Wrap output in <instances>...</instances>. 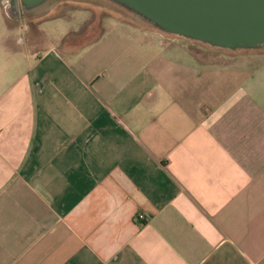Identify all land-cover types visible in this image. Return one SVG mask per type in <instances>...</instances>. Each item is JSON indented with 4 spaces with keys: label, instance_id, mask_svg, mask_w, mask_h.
<instances>
[{
    "label": "crops",
    "instance_id": "crops-1",
    "mask_svg": "<svg viewBox=\"0 0 264 264\" xmlns=\"http://www.w3.org/2000/svg\"><path fill=\"white\" fill-rule=\"evenodd\" d=\"M28 15L0 0V264H264V57Z\"/></svg>",
    "mask_w": 264,
    "mask_h": 264
},
{
    "label": "water",
    "instance_id": "water-1",
    "mask_svg": "<svg viewBox=\"0 0 264 264\" xmlns=\"http://www.w3.org/2000/svg\"><path fill=\"white\" fill-rule=\"evenodd\" d=\"M50 0H19L31 14ZM166 33L226 50L264 48V0H108Z\"/></svg>",
    "mask_w": 264,
    "mask_h": 264
},
{
    "label": "rangeland",
    "instance_id": "rangeland-1",
    "mask_svg": "<svg viewBox=\"0 0 264 264\" xmlns=\"http://www.w3.org/2000/svg\"><path fill=\"white\" fill-rule=\"evenodd\" d=\"M54 5L53 9L50 11H44L42 15H38L37 17L33 18L32 13L28 15V17L33 18L34 20L40 19L42 17H49L47 19H44L43 26H45L48 31H50L53 35L62 33L69 28H79L81 26L82 21V15L83 12H87L90 18L95 21L96 24H98L96 27L107 26L110 24H124V22H120V20L115 19L114 17L110 16V14H113L115 17H121L126 20L140 23L142 22L138 18L134 17L133 14L128 12L127 10L123 9L122 7H119L118 5L108 1V0H50L45 6V8H48L50 6ZM52 8V7H51ZM54 15H65L68 18L65 17H52ZM42 16V17H41ZM52 17V18H50ZM101 17L104 18L103 24L100 23ZM30 26L34 27L35 23L33 21H29ZM86 24V21L83 22V25ZM147 24V23H145ZM27 30V28H25ZM26 32V31H25ZM21 31L17 33L20 34ZM24 33V32H23ZM29 34L31 32H28ZM34 34V33H33ZM172 36L170 40L176 41V42H186V38L177 36V35H169ZM50 42V41H49ZM196 44H199V46L207 49L208 56L211 58L213 57H221V56H227L234 53H243L239 56L243 57H264V53H258V52H264V48L262 49H256V50H226L222 48H215L211 47L209 45L203 44L198 41H193ZM206 52V53H207ZM250 52H257V53H250Z\"/></svg>",
    "mask_w": 264,
    "mask_h": 264
}]
</instances>
